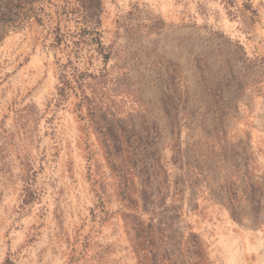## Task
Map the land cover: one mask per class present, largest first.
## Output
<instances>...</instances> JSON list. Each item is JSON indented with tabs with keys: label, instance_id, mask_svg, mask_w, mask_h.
Listing matches in <instances>:
<instances>
[{
	"label": "rangeland",
	"instance_id": "1",
	"mask_svg": "<svg viewBox=\"0 0 264 264\" xmlns=\"http://www.w3.org/2000/svg\"><path fill=\"white\" fill-rule=\"evenodd\" d=\"M0 264H264V0H0Z\"/></svg>",
	"mask_w": 264,
	"mask_h": 264
}]
</instances>
